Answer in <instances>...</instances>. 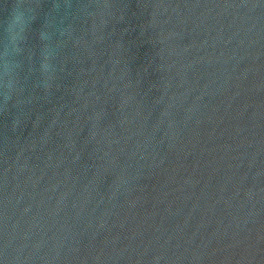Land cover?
<instances>
[{
	"label": "water",
	"instance_id": "95a60500",
	"mask_svg": "<svg viewBox=\"0 0 264 264\" xmlns=\"http://www.w3.org/2000/svg\"><path fill=\"white\" fill-rule=\"evenodd\" d=\"M14 10L0 264H264V0Z\"/></svg>",
	"mask_w": 264,
	"mask_h": 264
},
{
	"label": "clouds",
	"instance_id": "9594fccd",
	"mask_svg": "<svg viewBox=\"0 0 264 264\" xmlns=\"http://www.w3.org/2000/svg\"><path fill=\"white\" fill-rule=\"evenodd\" d=\"M22 16L23 13L14 10L11 20L4 29L3 37H0V44H2V49H0V62H2L3 74L9 77L7 84L9 89L13 86L14 70L19 68V64L11 62L8 58L12 53L19 55L24 51L23 45L29 30V24L22 22ZM17 24L20 25L18 28L16 27ZM46 37L47 33L42 30L40 32L41 40L46 39ZM43 68L47 70L49 65L45 62Z\"/></svg>",
	"mask_w": 264,
	"mask_h": 264
}]
</instances>
